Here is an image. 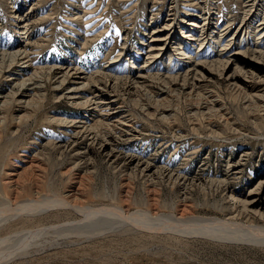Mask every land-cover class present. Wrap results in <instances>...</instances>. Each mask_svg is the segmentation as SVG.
Returning a JSON list of instances; mask_svg holds the SVG:
<instances>
[{
  "label": "rangeland",
  "instance_id": "1",
  "mask_svg": "<svg viewBox=\"0 0 264 264\" xmlns=\"http://www.w3.org/2000/svg\"><path fill=\"white\" fill-rule=\"evenodd\" d=\"M175 1L177 21L188 17L189 10L200 14L204 6H211L214 22L219 18L215 26L228 19L238 22L244 7L242 0H0V49L12 52L25 45L26 39L12 11L19 9L25 13L33 7L35 21L28 39L32 67L23 68L26 71L22 76L30 75L36 67L55 66L59 70L73 57L77 58L78 66L90 74L103 70L123 45L126 46L123 59L131 56L135 48L146 46L143 45L146 36L165 21ZM257 2L264 7V0ZM154 72L157 71L152 70ZM211 81L210 87L223 106L224 118L214 117L209 124L200 117L194 121L188 116L189 102L181 97L171 106L172 118L148 121L128 98L124 100L125 108L131 111L133 118L137 117L132 132L138 133L132 140L116 144V148L189 176L196 172L204 177H212L216 172L221 175L230 160H241L243 173L236 188L245 194L256 179L264 175V112L249 113L240 92L231 91L219 75ZM16 82L0 77V91L9 92ZM53 82L45 81L43 99L27 111L20 110L16 103L2 106L4 99L0 98V208L4 207V195L14 196L2 185L8 180V173L13 176L12 173L19 172L16 179L26 189L18 200L30 197L28 195L35 197L37 190L43 195L45 192L46 195L65 193L82 177L86 204L120 205L131 212L150 209L154 216L157 214L174 222L175 207L183 198L178 187L153 184L150 178L135 176L129 166L121 165V161L112 163L97 149L88 154L85 152L87 142L69 151L55 146L65 143L69 136L68 130L52 119L91 116L87 108L72 106L68 99L59 98L65 89L55 90ZM147 84L153 85L150 87L153 91L159 90L157 81ZM124 131L116 132L125 134L124 139L129 138L132 132ZM32 157L40 162L37 172L28 167ZM223 194L214 198L204 196L199 190L193 191L189 199L194 205L193 213L222 217L216 212L226 208L228 202L222 198L229 197L230 192ZM26 218H20L21 226L5 232L10 236L4 240L9 247L0 251V264H264L263 245L221 243L173 233L152 234L126 224L111 232H101V236H87V240L73 230L62 234L58 229L49 230L28 239L30 255L22 256L23 251L18 248L8 249L20 244L29 230L51 228L81 217L68 210L54 209L29 216L25 221ZM22 231L27 233L24 235ZM16 234L21 240L18 236L15 238ZM15 253L22 255L13 256ZM3 255L14 258L2 262Z\"/></svg>",
  "mask_w": 264,
  "mask_h": 264
},
{
  "label": "bare ground",
  "instance_id": "2",
  "mask_svg": "<svg viewBox=\"0 0 264 264\" xmlns=\"http://www.w3.org/2000/svg\"><path fill=\"white\" fill-rule=\"evenodd\" d=\"M242 1L244 7L240 20L235 22L228 19L218 26L215 23H218L219 18L214 22L215 14L211 12V6H204L200 14L189 10L188 17L185 16L181 22L177 21L175 1L171 4L165 21L146 36L143 43L146 46L135 48L131 56L123 59L126 55V46L123 45L103 70L98 69L90 74L81 69L76 62L77 58L73 57L67 66L59 70L55 66L36 67L30 75L22 76L23 71H26L23 68L32 67V51H29L28 39L31 37L30 28L35 21V14L33 7L25 13L19 9L12 11V17L16 19L26 43L12 52L0 49V77L17 80L9 92L0 91V98L4 99L2 106L16 103L20 105V110L32 109L43 99L45 81L54 80L55 90L65 89L59 98L68 99L72 106L87 108L91 116L52 119L65 127L69 136V140L63 144H55L56 147L69 151L87 142L86 153L91 154L97 149L112 163L119 164L121 161V165L129 166L130 173L135 176L150 178L153 184L166 183L172 184L173 188L178 187L183 198L175 207L174 222H169L157 214L154 216L150 209L131 212L120 205L95 206L84 203L86 192L82 177L65 193L46 195L45 192L43 195L37 190L35 197L28 195L30 197L18 200V196L26 189L16 179L19 172L12 173L13 176L8 173V180L2 185L8 187L14 196L9 193L4 195V207L0 208V251L6 250V246L9 247L4 240L10 236L5 235V232L14 230L13 227L23 223H20V218L34 217L54 209L68 210L81 218L51 228L28 229V233L24 232L27 233L24 238L23 231L21 235L19 233L22 237L17 233L15 238H22V242L7 249L18 248L20 252L23 251V255L15 253L13 256L30 255L28 250L31 244L28 239L34 235L39 237L41 233L49 230L58 229L61 234L73 230L80 236H86L84 238L87 240V236H101V232H111L125 224L152 234L173 233L179 237L264 246V175H260L244 194L236 188L237 180L243 173L241 160H230L221 175L216 172L212 177H204L196 172L189 176L169 169L170 167L155 165L151 159H140L133 153H125L116 148V144L124 140L130 141L138 133L132 132L137 117L133 118L131 111L125 108L124 100L128 98L139 110L137 112L148 121L155 118L167 121L172 118L171 106L181 97L189 102L188 116L193 120L200 117L209 124L214 117L224 118L220 99L209 84L218 75L225 79L231 91L241 93L238 94L244 98V108L249 113L257 115L264 112V7L257 0ZM152 70L157 72L152 73ZM148 81H157L159 90L153 91L150 88L153 85L147 84ZM84 91L90 95H85ZM118 129L123 133L124 130L132 133H129V138L124 139L126 135L121 132L117 134ZM28 162V167L35 172L41 167L36 157ZM195 190L214 198L221 193L230 192L229 197L222 198L228 202L226 208L220 209V206L221 212H216L223 216H201L193 213L194 205L189 199ZM125 198L128 201L127 194ZM2 232L4 235H1ZM4 256L1 257L2 262L10 257L14 258Z\"/></svg>",
  "mask_w": 264,
  "mask_h": 264
}]
</instances>
